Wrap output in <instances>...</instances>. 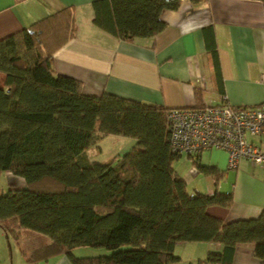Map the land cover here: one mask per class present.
<instances>
[{
    "label": "trees",
    "instance_id": "trees-1",
    "mask_svg": "<svg viewBox=\"0 0 264 264\" xmlns=\"http://www.w3.org/2000/svg\"><path fill=\"white\" fill-rule=\"evenodd\" d=\"M180 1L94 0L93 22L120 39L152 36L165 26L161 10ZM71 35L66 7L8 37L5 54L0 48V174L25 182L0 193L5 236L18 240L29 230L49 238L25 254L32 264L59 253L70 264H172L176 243L187 241L221 245L198 264H232L244 243L264 264V210L223 222L208 207H229L232 192L188 191L174 168L182 153L170 146V107L88 95L78 79L56 72L53 53ZM107 134L134 138L136 146L110 162L89 161L85 149ZM193 163L218 181L215 167ZM80 246L104 252L77 256Z\"/></svg>",
    "mask_w": 264,
    "mask_h": 264
},
{
    "label": "crops",
    "instance_id": "crops-1",
    "mask_svg": "<svg viewBox=\"0 0 264 264\" xmlns=\"http://www.w3.org/2000/svg\"><path fill=\"white\" fill-rule=\"evenodd\" d=\"M93 1L0 0L1 51L5 54L8 37L23 33L56 10L70 7L73 35L55 50L52 64L57 73L78 79L85 94L99 96L107 92L167 108L221 101L232 106L264 103V1L181 0L177 8L161 10L163 29L134 40L117 38L98 27L93 22ZM109 135L113 134L103 135L100 140ZM122 137L126 146L117 156L137 143L134 138ZM250 139L264 147V138ZM93 147L85 149L88 160L87 151ZM180 157L184 165L180 167V161L176 165L174 161L173 166L186 186L192 182L198 185L202 180L206 184L204 190L193 187L194 190L207 194L215 188L232 192L233 202L229 207L210 206L209 214L228 222L254 217L264 210V166L242 159L237 167L229 168L226 153L215 148ZM193 158L219 170L218 181L215 183L210 175L200 172ZM4 173L8 187L12 183H17L18 188L24 186L22 177L9 171ZM205 178L210 183L205 182ZM3 235L0 228V237ZM49 241L41 233L24 230L15 242L23 244L22 254L26 258L25 254L34 247ZM190 242L196 245H189L193 244ZM184 247L196 248L199 252L195 254L196 250H191L195 255L188 264H198L208 252L221 249L218 243L177 242L174 255L178 259L172 264H182L181 248ZM231 263L261 264V260L254 255L252 245L244 243L235 246Z\"/></svg>",
    "mask_w": 264,
    "mask_h": 264
},
{
    "label": "built area",
    "instance_id": "built-area-1",
    "mask_svg": "<svg viewBox=\"0 0 264 264\" xmlns=\"http://www.w3.org/2000/svg\"><path fill=\"white\" fill-rule=\"evenodd\" d=\"M166 116L173 150L190 156L215 148L226 153L229 168L237 167L242 159L264 166V147L250 139L264 138V103H204L201 107L171 108Z\"/></svg>",
    "mask_w": 264,
    "mask_h": 264
},
{
    "label": "rangeland",
    "instance_id": "rangeland-1",
    "mask_svg": "<svg viewBox=\"0 0 264 264\" xmlns=\"http://www.w3.org/2000/svg\"><path fill=\"white\" fill-rule=\"evenodd\" d=\"M1 81V80H0ZM124 137L118 136V135H109L103 138L102 140H99L97 145L95 144L94 147L87 151L88 158L90 161L95 162H110L111 160H114V157L117 156V152H121L123 148L126 146V142L124 145V141L122 140ZM180 161V167L184 165L183 163V157H180L175 161V165ZM186 171L185 174H188ZM207 183H210V181L205 178L204 180ZM8 179L5 176V173L0 174V193L6 192L9 188L14 189L18 185L17 183L10 184V187H8ZM47 184V183H46ZM205 183L201 180L198 185H195L193 182L192 184H188L189 190H194L193 187L202 190L205 187ZM201 188V189H200ZM204 190V189H203ZM16 240L13 238V236L9 235L8 237H5L4 235L0 237V264H32V262L27 261L26 258L22 254V247L23 244L21 242H15ZM193 243V242H190ZM200 243V242H197ZM205 243V242H204ZM189 245H196V243L189 244ZM103 250L100 248H94L89 246H80L77 247L74 250V254L78 256H83L88 253H97L99 251ZM191 250H196L195 254H198L196 248H187L184 247L181 248V263L182 264H188L190 259H193V252ZM177 253L179 250L177 249ZM91 255V254H90ZM192 257L190 258V256ZM68 261L70 263V260L68 256L64 253H59L54 256H50L45 260L39 261L38 264H61L62 262Z\"/></svg>",
    "mask_w": 264,
    "mask_h": 264
}]
</instances>
